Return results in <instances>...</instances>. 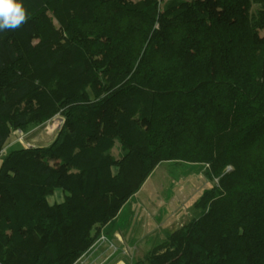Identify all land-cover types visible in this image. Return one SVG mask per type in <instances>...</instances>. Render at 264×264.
Segmentation results:
<instances>
[{"label": "trees", "instance_id": "trees-1", "mask_svg": "<svg viewBox=\"0 0 264 264\" xmlns=\"http://www.w3.org/2000/svg\"><path fill=\"white\" fill-rule=\"evenodd\" d=\"M18 2L26 22L0 30V152L64 122L1 162L0 264H74L170 161L207 165L221 195L135 264H264V0Z\"/></svg>", "mask_w": 264, "mask_h": 264}, {"label": "rangeland", "instance_id": "rangeland-1", "mask_svg": "<svg viewBox=\"0 0 264 264\" xmlns=\"http://www.w3.org/2000/svg\"><path fill=\"white\" fill-rule=\"evenodd\" d=\"M208 2L212 6L213 0ZM258 36L264 37V29L258 31ZM32 40L35 42L36 38ZM63 122L56 115L41 127L15 130L0 152V165L6 154L13 150L49 145ZM48 127H53V131L45 134ZM120 152L118 145L111 151L117 160ZM50 164L57 168L59 161L55 159ZM230 170L229 166L225 172ZM219 195L218 179L210 173L207 165L161 162L153 168L139 190L100 226L94 243L74 264H135L143 261L170 233L198 217L208 202ZM63 196L61 190H56L47 201L49 204L61 203Z\"/></svg>", "mask_w": 264, "mask_h": 264}, {"label": "clouds", "instance_id": "clouds-1", "mask_svg": "<svg viewBox=\"0 0 264 264\" xmlns=\"http://www.w3.org/2000/svg\"><path fill=\"white\" fill-rule=\"evenodd\" d=\"M26 20V11L18 0H0V30L17 29Z\"/></svg>", "mask_w": 264, "mask_h": 264}, {"label": "bare ground", "instance_id": "bare-ground-1", "mask_svg": "<svg viewBox=\"0 0 264 264\" xmlns=\"http://www.w3.org/2000/svg\"><path fill=\"white\" fill-rule=\"evenodd\" d=\"M55 124H56V123H55ZM52 131H53V127H48V128L45 130V134H50Z\"/></svg>", "mask_w": 264, "mask_h": 264}]
</instances>
